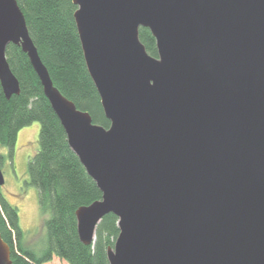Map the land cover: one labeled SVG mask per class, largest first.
Segmentation results:
<instances>
[{"label":"water","instance_id":"1","mask_svg":"<svg viewBox=\"0 0 264 264\" xmlns=\"http://www.w3.org/2000/svg\"><path fill=\"white\" fill-rule=\"evenodd\" d=\"M73 2L110 127L54 86L17 0H0V83L20 94L6 55L20 46L102 193L76 212L81 242L114 214L109 264H264V0ZM0 264H13L1 234Z\"/></svg>","mask_w":264,"mask_h":264},{"label":"trees","instance_id":"2","mask_svg":"<svg viewBox=\"0 0 264 264\" xmlns=\"http://www.w3.org/2000/svg\"><path fill=\"white\" fill-rule=\"evenodd\" d=\"M17 2L54 86L79 110L88 112L93 123L109 128L111 123L86 66L73 0ZM140 40L151 56L158 57L156 40L149 29H140ZM6 55L21 92L8 100L0 83V147L8 148V158L13 160L20 130L40 123L38 149L28 164L29 185L39 192L42 212L50 213L44 222L46 247L38 254L24 245L19 209L6 199L0 187V234L11 248L12 262L47 264L57 258L67 264H109L107 250L114 247L119 236L118 218L106 215L96 227L94 243L81 242L76 212L100 200L102 193L71 149L28 55L12 44ZM0 159L2 164L4 157Z\"/></svg>","mask_w":264,"mask_h":264},{"label":"rangeland","instance_id":"3","mask_svg":"<svg viewBox=\"0 0 264 264\" xmlns=\"http://www.w3.org/2000/svg\"><path fill=\"white\" fill-rule=\"evenodd\" d=\"M40 123L34 122L20 130L14 159L8 158V148L0 147L3 156L2 171L5 184L2 192L6 199L19 209L20 226L25 231L24 245L41 254L46 247L44 222L50 213H43L37 188L29 185L28 164L38 149ZM47 264H67L54 258Z\"/></svg>","mask_w":264,"mask_h":264}]
</instances>
